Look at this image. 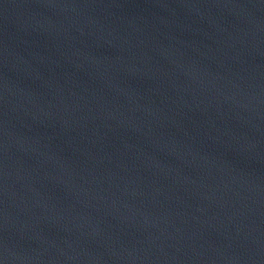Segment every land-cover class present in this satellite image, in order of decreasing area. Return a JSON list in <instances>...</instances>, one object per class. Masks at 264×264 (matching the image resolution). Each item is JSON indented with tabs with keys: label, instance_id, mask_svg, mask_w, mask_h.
Here are the masks:
<instances>
[{
	"label": "water",
	"instance_id": "1",
	"mask_svg": "<svg viewBox=\"0 0 264 264\" xmlns=\"http://www.w3.org/2000/svg\"><path fill=\"white\" fill-rule=\"evenodd\" d=\"M0 264H264V0H0Z\"/></svg>",
	"mask_w": 264,
	"mask_h": 264
}]
</instances>
